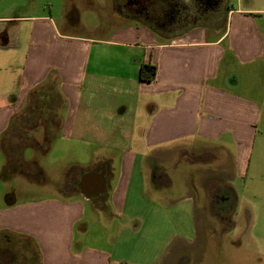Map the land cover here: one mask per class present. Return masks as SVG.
I'll use <instances>...</instances> for the list:
<instances>
[{
  "label": "crops",
  "instance_id": "1",
  "mask_svg": "<svg viewBox=\"0 0 264 264\" xmlns=\"http://www.w3.org/2000/svg\"><path fill=\"white\" fill-rule=\"evenodd\" d=\"M10 4H35V8L29 14L0 16V249L8 248L14 237L36 254L37 264H123L115 257L112 244L87 243L84 219L89 215L87 203L90 216L101 208L98 201L109 202L114 213L122 212L133 188L138 152L123 147L115 163L109 154L97 155L91 140L96 146L117 149L116 135L129 142L141 131L145 151L158 150L154 151L156 159L165 153L163 149L182 146L187 155L198 153L194 159L201 160L207 155L214 159L217 147L227 151L230 139L237 148L234 164L241 171L244 147L252 133L251 119L258 109L236 91L239 78L229 64L234 59L246 64L264 52V37L254 21L242 18L232 22L234 12L230 10V24L220 33L218 23L206 26L196 21L179 31H164L140 17L125 15L133 22L92 38L71 33L64 1L55 16L51 7L49 13L37 12L38 2ZM143 63L155 66L152 80L139 79ZM107 80L129 82L142 95L132 117H121L127 106L115 103L108 94L105 99L90 98L93 91L107 90ZM43 86L49 91L40 90ZM49 92L56 95L53 103L48 102ZM31 98L41 106H59L60 123L53 136L58 133L66 144L77 143L90 156L93 151L94 157L82 173L100 169L104 191L87 196L78 187L79 177L75 189L60 187L57 194L17 199L20 190L10 189V177L20 174H4L1 140ZM222 140L225 142L213 143ZM216 167L225 174L230 172L228 166ZM113 169L118 170V176L111 183ZM214 173L216 177V171L211 172L208 182ZM159 175L162 186H167L165 173ZM224 180L228 183V177ZM197 183L204 187L201 180ZM190 207L194 210L193 201ZM158 263L160 260L152 259L135 264Z\"/></svg>",
  "mask_w": 264,
  "mask_h": 264
},
{
  "label": "rangeland",
  "instance_id": "2",
  "mask_svg": "<svg viewBox=\"0 0 264 264\" xmlns=\"http://www.w3.org/2000/svg\"><path fill=\"white\" fill-rule=\"evenodd\" d=\"M25 1L38 2L35 10L39 13H49L48 8L51 7L53 16L61 11L64 1L67 20L70 18L72 23L69 28L75 35L104 37L118 26L133 22L125 16V0H0V16L32 13L35 4H10ZM187 3L190 9H194L190 0ZM230 10L234 12L232 22L249 18L264 37V0H221L218 10L199 15L196 22L206 26L218 23L219 33L223 32L230 24V14L227 15ZM153 27L160 30L156 25ZM183 27H186L185 24L172 30L179 31ZM229 66L232 74L236 73L239 78L238 84H235L236 91L250 98L258 109L257 116L251 119L252 133L244 147L241 171L234 164L237 148L230 139L226 143L227 151L217 147L214 159L213 155H207L201 160L194 159L198 153L187 155L181 150L182 146L171 147L167 151L163 149V158L156 159L158 155L154 151L158 150L145 151L141 131L131 140L129 138V142L127 138L116 135L117 149L111 145L106 148L96 146L91 140V149L97 155L109 154L115 163L123 147H132L138 154L132 175L133 188L129 189L121 213H114L109 202L98 201L101 208L90 216L91 205L87 203L89 215L87 213L84 219L87 230L83 233L87 243L112 244L115 246V257L123 264L152 259L156 262L160 260L158 264H264V52L246 64L234 59ZM104 83H107V90L93 91L90 98L105 99L108 94L115 103L122 102L127 106L121 117H132L142 98L136 93L134 85L115 80ZM46 88L42 87L49 91ZM49 93L48 102L53 103L56 95ZM54 107L49 106L50 109ZM48 112L49 109L31 98L12 119L7 131L6 140L11 155L7 173L26 178L10 177V189L17 187L20 190L18 200L57 194L60 187L75 189L82 169H88L91 156L94 157L93 151L90 156L82 152L75 142L66 144L67 140L58 133L53 136L57 130V119L51 120L46 115ZM224 142L213 141L215 145ZM199 143L203 144L202 141ZM15 154L16 159L26 163L16 161ZM31 160L42 168L41 177L36 174L29 162ZM220 165L228 166L230 172L219 171L216 166ZM214 171L216 182L213 179L208 182L206 178ZM112 172L111 183L118 176L117 169ZM160 173H165L169 179L165 187L159 178ZM224 177L226 180L228 177V183ZM200 180L204 187L197 183ZM224 191L229 196L227 199L232 201L230 213L229 210L218 211L215 208L217 194ZM192 201L194 210L190 207ZM93 218L95 221H92ZM10 240L8 248L0 249V264H37L36 254L24 242L18 244L14 237Z\"/></svg>",
  "mask_w": 264,
  "mask_h": 264
},
{
  "label": "flooded vegetation",
  "instance_id": "3",
  "mask_svg": "<svg viewBox=\"0 0 264 264\" xmlns=\"http://www.w3.org/2000/svg\"><path fill=\"white\" fill-rule=\"evenodd\" d=\"M187 2L188 0H125L123 8L129 16L144 18L150 22V25H156L160 29H172L197 21L207 8L217 10L221 0H190L194 9H190V6L186 5ZM156 4L160 6L157 7ZM164 4H168L167 8ZM85 172L101 173V170L94 169ZM85 172L80 175L79 181ZM227 196L225 191L217 194L215 208L218 211L227 212L232 207V201L228 200Z\"/></svg>",
  "mask_w": 264,
  "mask_h": 264
},
{
  "label": "trees",
  "instance_id": "4",
  "mask_svg": "<svg viewBox=\"0 0 264 264\" xmlns=\"http://www.w3.org/2000/svg\"><path fill=\"white\" fill-rule=\"evenodd\" d=\"M173 5H175V4H173ZM167 6H168V4H164V7L167 8ZM209 11H215V10H212L210 8H207V10L204 11V13L202 15H205ZM155 71H156V68H155L154 65H151L149 63H143V64L140 65L138 77H139L140 80H148V81L149 80H152L154 78ZM40 90H43V89H40ZM42 107L45 108V109H49V112L46 115L49 116V118L51 120H54V119L56 120L57 119V127H58V125L60 123V116L58 114V108H59V106H55L54 108H51V109L49 108V106L47 107L45 105H43ZM9 126H10V124H9ZM9 126L6 129V131H4V133L2 135V140H1L2 150H3L4 155H5L4 174H8L7 173L8 170H9L8 169L9 168V165L8 164H10V161H11V155H10L9 147L7 145V140H6V138H7V131L9 129ZM45 149H46V147H45ZM13 157H15V160L16 161L18 160V159H16L17 158V154H15V156H13ZM18 161H19L20 164L26 163L25 160L24 161H20V159H19ZM29 162L32 163L33 168L37 171V172L35 171L36 174H38V175L39 174H43V170L41 169V167L34 160H31ZM39 177H41V176L39 175ZM0 240H2V239L0 238Z\"/></svg>",
  "mask_w": 264,
  "mask_h": 264
},
{
  "label": "water",
  "instance_id": "5",
  "mask_svg": "<svg viewBox=\"0 0 264 264\" xmlns=\"http://www.w3.org/2000/svg\"><path fill=\"white\" fill-rule=\"evenodd\" d=\"M78 187L87 196L96 195L105 190L103 173L85 172L79 181Z\"/></svg>",
  "mask_w": 264,
  "mask_h": 264
}]
</instances>
